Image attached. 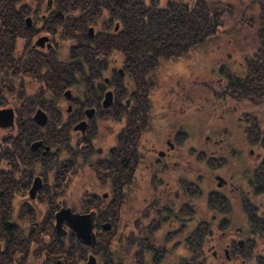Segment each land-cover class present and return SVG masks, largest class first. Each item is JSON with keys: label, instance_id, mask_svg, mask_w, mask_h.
I'll return each mask as SVG.
<instances>
[{"label": "flooded vegetation", "instance_id": "obj_1", "mask_svg": "<svg viewBox=\"0 0 264 264\" xmlns=\"http://www.w3.org/2000/svg\"><path fill=\"white\" fill-rule=\"evenodd\" d=\"M77 1L0 2V108L13 110L0 120L5 212L18 187L28 213L40 191L55 198L78 171L84 188L81 210L61 202L54 227L27 229L3 213L1 257L264 264V84L258 99L246 69L221 59L201 70L189 52L152 61L139 51L148 38L116 35L117 8ZM73 214L86 216L89 237Z\"/></svg>", "mask_w": 264, "mask_h": 264}, {"label": "trees", "instance_id": "obj_2", "mask_svg": "<svg viewBox=\"0 0 264 264\" xmlns=\"http://www.w3.org/2000/svg\"><path fill=\"white\" fill-rule=\"evenodd\" d=\"M247 1L243 7H238L236 0H166L164 4H160V0H106L103 4L111 7V10L117 8L121 14L122 26L117 36L149 39L147 43L151 47L139 51L145 53L150 49L152 61H156L160 55L172 56L191 51L194 46L219 34L222 29L227 32L225 25L231 22L238 21L241 27L250 26L255 36L254 47L251 54L244 56V69L247 70L250 89L259 99L258 85L264 84V0ZM76 3L90 4L86 0ZM79 24L82 21L74 22L75 31V26ZM124 51L126 54L134 52L130 47ZM238 78L240 85L243 77L238 75ZM2 204L8 206L0 198V207ZM3 226L9 228L14 225H7L3 221ZM12 248L10 246L11 255ZM4 257L0 254V264H11L9 256Z\"/></svg>", "mask_w": 264, "mask_h": 264}, {"label": "rangeland", "instance_id": "obj_3", "mask_svg": "<svg viewBox=\"0 0 264 264\" xmlns=\"http://www.w3.org/2000/svg\"><path fill=\"white\" fill-rule=\"evenodd\" d=\"M165 2L166 0H160V4H164ZM236 3L238 7H243L248 3V1L236 0ZM225 26L228 28L227 32L222 29L219 34H216L215 36L200 42L198 45L194 46L191 51H188L190 53L189 57L192 58V61H195L196 67L199 66L201 70H211L210 67L214 64L219 68V63L222 61L225 63L224 68L228 67L232 69H239V72L244 69V56L251 54L254 47L253 39L255 36L251 31L252 28H250L248 25L241 27L240 22L238 21L231 22ZM228 54H230V56H228ZM202 73L204 72L202 71ZM81 175V171L74 173L73 180H70L67 185L62 186V192L56 195L55 198L49 197L50 194H45L44 196L43 192L40 191V197L35 201H32L33 203L29 205L31 208L32 206L34 207L30 213H28L26 210V206H22L21 203V201L28 197V188H15L14 190L16 194L10 204L9 209H7L8 211L5 212L6 206L2 204L0 207V216L3 213L6 214L9 212L10 214L8 219L19 222L27 229L31 227L39 228L40 226H44L46 228L51 226L54 227L53 214L61 202L72 206L74 209L81 210L82 193L84 190V188L81 186ZM32 250L37 251V247L36 249L35 247H32ZM33 257L34 256L32 255L30 256L31 262L38 264L37 261H34Z\"/></svg>", "mask_w": 264, "mask_h": 264}, {"label": "water", "instance_id": "obj_4", "mask_svg": "<svg viewBox=\"0 0 264 264\" xmlns=\"http://www.w3.org/2000/svg\"><path fill=\"white\" fill-rule=\"evenodd\" d=\"M91 31V30H89ZM13 110L11 108H0V120H4L7 124L12 121ZM36 116H42V121H44V115L41 112H37ZM68 208H61L56 212V225L59 226L60 222L67 216L68 217ZM73 226L78 229V234L83 236L84 238L89 237L90 232L86 233L84 229L90 230V224L85 227L86 216L82 214H73L72 215Z\"/></svg>", "mask_w": 264, "mask_h": 264}]
</instances>
